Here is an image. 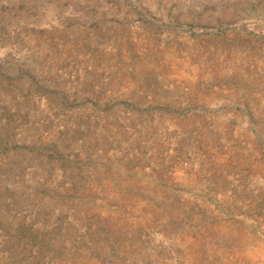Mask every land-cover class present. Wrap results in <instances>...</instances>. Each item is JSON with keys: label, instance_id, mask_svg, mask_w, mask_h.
I'll use <instances>...</instances> for the list:
<instances>
[{"label": "rangeland", "instance_id": "rangeland-1", "mask_svg": "<svg viewBox=\"0 0 264 264\" xmlns=\"http://www.w3.org/2000/svg\"><path fill=\"white\" fill-rule=\"evenodd\" d=\"M0 264H264V0H0Z\"/></svg>", "mask_w": 264, "mask_h": 264}]
</instances>
